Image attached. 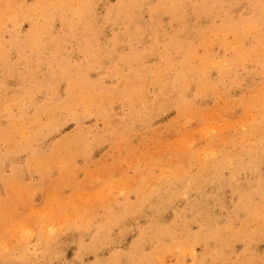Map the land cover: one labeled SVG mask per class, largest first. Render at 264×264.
<instances>
[{"label": "rangeland", "instance_id": "obj_1", "mask_svg": "<svg viewBox=\"0 0 264 264\" xmlns=\"http://www.w3.org/2000/svg\"><path fill=\"white\" fill-rule=\"evenodd\" d=\"M0 18V264H264V214L241 205L264 199V0H0Z\"/></svg>", "mask_w": 264, "mask_h": 264}, {"label": "bare ground", "instance_id": "obj_2", "mask_svg": "<svg viewBox=\"0 0 264 264\" xmlns=\"http://www.w3.org/2000/svg\"><path fill=\"white\" fill-rule=\"evenodd\" d=\"M55 1H57V0H55ZM83 1V0H82ZM156 1V0H155ZM177 1V0H176ZM209 1V0H208ZM19 2H20V0H19ZM63 2V1H62ZM127 2V1H126ZM212 2V1H211ZM232 2V1H231ZM245 2V1H244ZM121 3V2H120ZM129 3V2H128ZM233 3H234V1H233ZM249 3V2H248ZM22 4V3H21ZM63 4V3H62ZM89 4V3H88ZM127 4V3H126ZM130 4V3H129ZM132 4H134V2L132 3ZM184 4V3H183ZM247 4V3H246ZM250 4V3H249ZM25 5V4H24ZM119 5V4H118ZM122 5H124V4H122ZM128 5V4H127ZM117 6V5H116ZM125 6V5H124ZM133 6V5H132ZM205 6V5H204ZM203 6V7H204ZM211 6H213V5H211ZM225 6H227V5H225ZM247 6H249V5H247ZM16 7V6H15ZM20 7V6H19ZM57 7V6H56ZM63 7V6H62ZM61 7V8H62ZM114 7V6H113ZM138 7V6H137ZM183 7V6H182ZM261 7V6H260ZM124 8V7H123ZM135 8V7H134ZM140 8V7H139ZM176 8H178V7H176ZM187 8V7H186ZM199 8V7H198ZM222 8H224V7H222ZM18 9V8H17ZM43 9H44V7H43ZM62 9H64V8H62ZM116 9V8H115ZM114 9V10H115ZM118 9V8H117ZM165 9V8H164ZM227 9V8H226ZM249 9V8H248ZM21 10H23V9H21ZM20 10V11H21ZM40 10V9H39ZM53 10V9H52ZM58 10V9H57ZM113 10V9H112ZM113 10V11H114ZM130 10V9H129ZM133 10V9H132ZM184 10V9H183ZM25 11V10H24ZM159 11V10H158ZM172 11H174V9L172 10ZM178 11H180V10H178ZM186 11H188V10H186ZM192 11V10H191ZM200 11V10H199ZM28 12V11H27ZM62 12V11H61ZM73 12H75L76 13V11L74 10ZM79 12V11H78ZM120 12V11H119ZM118 12V13H119ZM128 12V11H127ZM131 12V11H130ZM227 12V11H226ZM36 13V12H35ZM38 13V12H37ZM52 13V12H51ZM75 13H74V15H75ZM83 13V12H82ZM114 13V12H113ZM137 13V12H136ZM164 13V12H163ZM186 13V12H185ZM184 13V14H185ZM216 13V12H215ZM223 13V12H222ZM257 13V12H256ZM108 14H109V12H108ZM123 14V13H122ZM152 14V13H151ZM157 14V13H156ZM161 14V13H160ZM196 14V13H195ZM226 14V13H225ZM224 14V15H225ZM243 14V13H242ZM12 15V14H11ZM10 15V16H11ZM59 15V14H58ZM57 15V16H58ZM78 15V14H77ZM76 15V16H77ZM80 15V14H79ZM78 15V16H79ZM107 15V14H106ZM113 15V14H112ZM124 15V14H123ZM141 15V14H140ZM179 15V14H178ZM187 15V14H186ZM201 15H202V13H201ZM208 15V14H207ZM241 15V14H240ZM247 15V14H246ZM259 15V14H258ZM15 16V15H14ZM17 16V15H16ZM67 16V15H66ZM75 16V17H76ZM109 16V15H108ZM155 16V15H154ZM158 16V15H157ZM161 16V15H160ZM159 16V17H160ZM190 16H191V14H190ZM2 17V16H1ZM7 17V16H6ZM46 18H47V16H45ZM74 17V16H73ZM75 17L74 18H72V20L73 19H75ZM111 17V16H110ZM115 17V16H114ZM177 17H180V16H177ZM232 17V16H231ZM257 17V16H256ZM23 18H26V16H24ZM60 18V17H59ZM70 17H68V19H69ZM78 18V17H77ZM98 18V17H97ZM112 18V17H111ZM121 18V17H120ZM140 18V17H139ZM194 18V17H193ZM228 18V17H227ZM255 18V17H254ZM19 19V18H18ZM27 19V18H26ZM29 19V18H28ZM108 19V18H107ZM119 19V18H118ZM133 19V18H132ZM152 19H154V18H152ZM160 19V18H159ZM0 20H1V18H0ZM6 20V19H5ZM30 20V19H29ZM76 20H78V19H76ZM115 20V19H114ZM120 20V19H119ZM131 20V19H130ZM84 21V20H83ZM93 21V20H92ZM96 21V20H95ZM112 21V20H111ZM133 21V20H132ZM225 21V20H224ZM235 21V20H234ZM1 22V21H0ZM52 22V21H51ZM70 22V21H69ZM115 22V21H114ZM120 22V21H119ZM141 22V21H140ZM16 23V25H17V22H15ZM19 23V22H18ZM67 23V22H66ZM75 23V22H74ZM98 23V22H97ZM137 23V22H136ZM155 23H156V21H155ZM4 24V23H3ZM2 24V26L4 27L6 24H4L3 25ZM50 24H52V23H50ZM71 24V23H70ZM132 24V23H131ZM143 24V23H142ZM19 25V24H18ZM61 25V24H60ZM65 25V24H64ZM84 25V24H83ZM110 25V24H109ZM120 25V24H119ZM139 25V24H138ZM50 26V25H49ZM82 26V25H81ZM132 26V25H131ZM135 26H136V24H135ZM154 26V25H153ZM111 27V26H110ZM136 27H138V26H136ZM67 28H68V26H67ZM78 28H79V26H78ZM93 28H94V26H93ZM158 28V27H157ZM235 28V27H234ZM82 29V28H81ZM85 29V28H84ZM90 29V28H89ZM98 29V28H97ZM17 30V29H16ZM65 30V29H64ZM78 30H80V28L78 29ZM99 30V29H98ZM142 30V29H141ZM235 31H237L236 30V28L234 29ZM19 31V30H18ZM52 31V30H51ZM60 31V30H59ZM97 31V30H96ZM140 31V30H139ZM226 31V30H225ZM2 32H3V30H2ZM1 32V33H2ZM41 32V31H40ZM69 32V31H68ZM118 32H120V31H118ZM117 32V33H118ZM54 33V32H53ZM78 33V32H77ZM93 33V32H92ZM129 33V32H128ZM220 33V32H219ZM225 33H227V32H225ZM261 34H262V32H260ZM259 33V34H260ZM87 34V33H86ZM85 34V35H86ZM120 34H121V32H120ZM222 34V33H221ZM23 35V34H22ZM64 35V34H63ZM62 35V36H63ZM71 35H72V33H71ZM83 35V34H82ZM116 35V34H115ZM114 35V36H115ZM124 35V34H123ZM228 35V34H227ZM2 36V35H1ZM18 36V35H17ZM113 36V37H114ZM225 36V35H224ZM249 36V35H248ZM253 36V35H252ZM261 36V35H260ZM264 36V35H263ZM262 36V37H263ZM43 37H45V36H43ZM50 37V36H49ZM100 37V36H99ZM137 37V36H136ZM238 37H240V38H242L241 36H238ZM16 38V37H15ZM18 38V37H17ZM45 38H47V34H46V37ZM67 38H69V36L67 37ZM78 38V37H77ZM80 38V37H79ZM82 38V37H81ZM118 38V37H117ZM130 38V37H129ZM239 38V39H240ZM257 38V37H256ZM255 38V39H256ZM259 38V37H258ZM26 39V38H25ZM96 39V38H95ZM114 39V38H113ZM134 39V38H133ZM27 40V39H26ZM29 40V39H28ZM27 40V41H28ZM44 40V39H43ZM24 41V40H23ZM65 41V40H64ZM95 41V40H94ZM240 41V40H239ZM2 41H0V43H1ZM21 42V41H20ZM40 42H42V41H40ZM88 42V41H87ZM113 42H114V40H113ZM241 42V41H240ZM15 43V42H14ZM57 43V42H56ZM174 43V42H173ZM181 43V42H180ZM184 43V42H183ZM15 44H17V43H15ZM24 44V43H23ZM60 44V43H59ZM114 44V43H113ZM185 44V43H184ZM13 45V44H12ZM22 45V44H21ZM183 45V44H182ZM1 46V45H0ZM29 45H27V47H28ZM186 46V45H185ZM3 47V46H2ZM61 47H63V46H61ZM60 47V48H61ZM178 47H180V46H178ZM183 47V46H182ZM101 48V47H100ZM99 48V49H100ZM104 48V47H103ZM4 49V48H3ZM91 49H93V48H91ZM179 49V48H178ZM182 49V48H181ZM18 50V49H17ZM53 50V49H52ZM48 51V50H47ZM85 51V50H84ZM86 51H87V49H86ZM97 51V50H96ZM104 51V50H103ZM4 52V51H3ZM17 52V51H16ZM21 52V51H20ZM49 52V51H48ZM50 53V52H49ZM93 53V52H92ZM247 53V52H246ZM1 55H2V51H1V53H0ZM26 54V53H25ZM48 54V53H47ZM86 54V53H85ZM88 54V53H87ZM94 54V53H93ZM243 54V53H242ZM0 55V56H1ZM248 55V54H247ZM36 56V55H35ZM42 56V55H41ZM261 56V55H260ZM4 57V56H3ZM43 57H45V56H43ZM59 57V56H58ZM94 57V56H93ZM92 57V58H93ZM101 57H103V56H101ZM252 57V56H251ZM258 57V56H257ZM9 58V57H8ZM8 58H6V59H8ZM25 58V57H24ZM99 58V57H98ZM255 58V57H254ZM261 58V57H260ZM38 59H39V57H38ZM40 59H42L41 57H40ZM39 59V60H40ZM263 59V58H262ZM35 60H37V59H35ZM59 60V59H58ZM128 60H130V59H128ZM1 61V60H0ZM253 61V60H252ZM259 61V60H258ZM263 61V60H262ZM45 62V61H44ZM2 63V62H1ZM47 63V62H46ZM259 63V62H258ZM227 64H228V62H227ZM33 65H35V63L33 64ZM62 66V65H61ZM0 67H2L1 65H0ZM34 67V66H33ZM36 67V66H35ZM56 67H59V66H57L56 65ZM68 67V66H67ZM222 67V66H221ZM227 67V66H226ZM4 68V67H3ZM193 68V67H192ZM192 68H190V69H192ZM224 68V67H223ZM2 69V68H1ZM60 69V68H59ZM228 69V68H227ZM263 69V68H262ZM55 70V69H54ZM189 70V69H188ZM82 71V70H81ZM220 71V70H219ZM61 72V71H60ZM69 73V72H68ZM192 73V72H191ZM190 73V74H191ZM225 73V72H224ZM21 74V73H20ZM84 74V73H83ZM184 74H186V73H184ZM183 74V75H184ZM226 74V73H225ZM18 75V74H17ZM27 75V74H26ZM251 75V74H250ZM258 75H260V74H258ZM82 76H84V75H82ZM254 76V75H253ZM256 76V75H255ZM36 77V76H35ZM34 77V78H35ZM48 77V76H47ZM52 77H53V75H52ZM59 77H62V76H59ZM81 77V76H80ZM189 77H190V75L188 76V79H189ZM192 77V76H191ZM18 78V77H17ZM29 78V77H28ZM161 78V77H160ZM186 78V77H185ZM49 79H51V78H49ZM53 79V78H52ZM29 80V79H28ZM80 80V79H79ZM125 80V79H124ZM161 80V79H160ZM160 80H158V81H160ZM162 80H164L163 78H162ZM182 80H184L183 78H182ZM181 80V81H182ZM34 81V80H33ZM39 81V80H38ZM43 81V80H42ZM53 81V80H52ZM181 81H179V82H181ZM36 82V81H35ZM186 82V81H185ZM48 83V82H47ZM53 84V83H52ZM167 84V83H166ZM188 83H186L185 85H187ZM22 85V84H21ZM28 85V84H27ZM26 85V86H27ZM33 85V84H32ZM97 85V84H96ZM181 87V86H180ZM186 87V86H185ZM184 87V88H185ZM204 87H205V85H204ZM20 88V87H19ZM24 88V86L21 88V89H23ZM52 88V87H51ZM109 88V87H108ZM114 88H115V86H114ZM164 88H165V86H164ZM168 88H169V86H168ZM28 89V88H27ZM111 89V88H110ZM109 89V90H110ZM118 89V88H117ZM160 89H162V88H160ZM207 89V88H206ZM205 89V90H206ZM107 90V89H106ZM106 90H104V91H106ZM164 90V89H163ZM259 90H261L258 94H257V96H262V98H261V104L263 105V108H264V95H259L260 93H263L264 94V90L262 91V89H259ZM258 90V91H259ZM23 91V90H22ZM28 91V90H27ZM134 91V90H133ZM35 92V91H34ZM132 92V91H131ZM167 92V91H166ZM24 93V92H23ZM107 93V92H106ZM139 93V92H138ZM162 94V93H161ZM134 95V94H133ZM163 95V94H162ZM168 95V94H167ZM34 96V95H33ZM20 103V102H19ZM34 103V102H33ZM22 104V103H21ZM93 108V107H92ZM42 110V109H41ZM46 111V110H45ZM27 112V111H26ZM32 113V112H31ZM38 114V115H37ZM42 114V113H41ZM40 114V115H41ZM263 114V111L261 112V115ZM36 117L37 116H40L39 115V112H37L36 114ZM26 116H27V113H26ZM32 116H34V115H32ZM35 117V120L37 119ZM263 117H264V115H263ZM28 118V117H27ZM17 119V118H16ZM38 119H41V118H39L38 117ZM21 121V120H20ZM27 121V120H26ZM31 120H30V116H29V121H28V123L30 122ZM25 122V121H24ZM33 122H35V121H33ZM32 122V123H33ZM37 122H38V120H37ZM20 123V122H19ZM25 124H27V123H25ZM30 124H31V122H30ZM29 124V125H30ZM39 124H40V121H39ZM20 125H23V124H21L20 123ZM28 126V125H27ZM40 127H41V125H39ZM39 126H37L38 128H39ZM19 128H20V126H18ZM22 127V129H23V126H21ZM24 127H25V125H24ZM33 127V126H32ZM44 127V126H43ZM259 124L257 123V122H254V130L255 131H257V130H260L259 129ZM28 128H30V127H27V129H26V127H25V129L24 130H28ZM37 128V130H38V132H39V129ZM21 129V128H20ZM19 130V129H18ZM31 131H32V128L30 129ZM33 130H35V131H37L36 129H33ZM42 131H43V129H41ZM40 130V131H41ZM21 131V130H20ZM31 131H30V133H31ZM26 132H28V131H26ZM25 132V133H26ZM37 132V133H38ZM23 133V132H22ZM32 133H34V132H32ZM31 133V134H32ZM36 132H35V135L37 134ZM40 133V132H39ZM263 133H264V129H263ZM24 134V133H23ZM22 134V135H23ZM263 136H264V134H263ZM263 136H262V138H263ZM25 138V137H24ZM261 139V138H260ZM33 141H35V140H33ZM25 142H27V139H25ZM30 142H31V139H30ZM33 143V142H32ZM260 143V142H259ZM27 144H28V142H27ZM253 146V145H252ZM257 149V148H256ZM254 151H255V149H254V147H250V148H248V150H247V153L248 154H251V155H254ZM256 151H258V150H256ZM264 153V152H263ZM225 155V154H224ZM260 156V155H259ZM252 158V157H251ZM253 159V158H252ZM259 159H261V156H260V158ZM258 160V159H257ZM263 161H264V159H262ZM261 160V161H262ZM256 161V160H255ZM262 161V162H263ZM252 162V161H251ZM257 163V162H256ZM261 163V162H260ZM262 164V163H261ZM260 167H261V165H259ZM262 168V167H261ZM260 171H261V169H260ZM258 174V173H257ZM256 175V174H255ZM263 177V176H262ZM257 179V178H256ZM262 180V179H261ZM263 185V184H262ZM253 186H255V185H253ZM250 192V191H249ZM254 193H258V194H261V192H262V190L259 188V189H257V190H254L253 191ZM256 196H257V194H256ZM263 198H264V196H263ZM264 199H261L260 201H258V202H255L254 201V198H253V195L252 194H250V193H245L244 195H242V203H241V205H242V207L244 208V207H251V210H250V212L248 213V215H247V223L250 225V224H252V222H254V223H256V225H257V223H259V222H261V225H262V220H261V216L264 214ZM241 207V206H240ZM245 214V213H244ZM216 229H214V231H215ZM255 230V229H254ZM222 232H223V230H221ZM256 232H257V230H255ZM244 232H247V230H244ZM220 233V232H219ZM243 233V232H242ZM207 234L208 235H211L213 238H216V239H218L219 240V242H220V240H222L223 241V243H224V245L226 246V248H223L222 247V251H221V256H223L224 258L227 256V255H229L228 254V252L226 253V250L228 249V248H230V243H229V240H228V238L226 237V236H224V234L223 233H220V234H215L214 232H213V229L211 230V229H209L208 230V232H207ZM245 235L246 234H239V233H235V232H233L232 233V237H234V238H239V237H242V236H244L245 237ZM259 236L262 238V237H264V234L263 233H260L259 234ZM178 239V238H177ZM198 239V238H197ZM202 242V241H201ZM188 248V247H187ZM229 250V249H228ZM189 252V251H188ZM167 253V252H166ZM230 253V252H229ZM219 254V253H218ZM196 261H197V264H204V263H202V262H200V261H198L197 259H196Z\"/></svg>", "mask_w": 264, "mask_h": 264}]
</instances>
